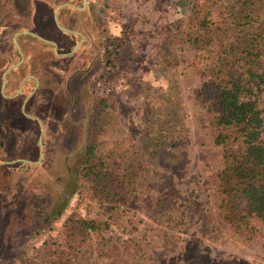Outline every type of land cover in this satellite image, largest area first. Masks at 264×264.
<instances>
[{"label":"rangeland","instance_id":"1","mask_svg":"<svg viewBox=\"0 0 264 264\" xmlns=\"http://www.w3.org/2000/svg\"><path fill=\"white\" fill-rule=\"evenodd\" d=\"M191 1L87 0L88 9L78 22L89 35L82 50L88 60L82 68L89 65V73H76L70 83L77 60H56L64 68L62 82L47 87L48 98L43 96L39 106L29 110L30 115L45 119L43 144L56 153L61 146L59 157L47 151L45 160L38 161L41 133L22 134L28 120L15 109L18 139L13 143L18 144L14 153L1 158L25 155L33 165H15L13 172L1 167L0 261L33 246L52 249L55 240L60 242L62 224L30 235L24 219L28 211L55 208L54 201H60L63 192L66 198L74 193L86 149V126L97 110L96 102L105 99L97 153L119 175L125 198L110 209L113 203H101L89 188L76 194L66 216L102 219L109 227L90 236L83 257L73 264L122 260L126 264H264V226L255 223V237L247 238L220 216L215 174L222 167L221 149L214 145L206 109L197 97L201 77L194 67L195 51L175 43L171 35ZM26 2L1 1V51L11 49L15 36V30L2 25L23 22L20 15L29 11ZM259 104L264 107V92ZM56 131L60 142L54 140ZM168 131L180 133L182 141L159 150ZM169 198L174 205L164 217L166 211L160 212L158 205Z\"/></svg>","mask_w":264,"mask_h":264},{"label":"trees","instance_id":"2","mask_svg":"<svg viewBox=\"0 0 264 264\" xmlns=\"http://www.w3.org/2000/svg\"><path fill=\"white\" fill-rule=\"evenodd\" d=\"M184 9L188 13L174 23L171 35L175 43L195 51L194 67L201 77L197 97L206 109L214 145L221 149L222 167L215 174L220 216L239 235L255 237V223L264 226V107L259 104L264 92V0L233 4L229 0H194ZM106 102L98 100L97 110L88 120L86 149L74 193L66 198L63 192L61 200L54 201L55 208L49 206L48 211L36 214L28 211L24 219L30 235L62 224L60 242L55 240L52 249H24L17 253L23 255L21 259L15 255L0 264H73L83 257L90 236L109 227L102 219L66 216L76 194L87 188L101 203H113L110 209L125 198L119 175L97 153ZM181 138L180 133L168 131L166 143L160 139L159 150L177 147ZM182 161L174 164L180 166ZM173 205L169 198L158 207L160 212L166 211V217ZM120 264L126 263L122 260Z\"/></svg>","mask_w":264,"mask_h":264},{"label":"flooded vegetation","instance_id":"3","mask_svg":"<svg viewBox=\"0 0 264 264\" xmlns=\"http://www.w3.org/2000/svg\"><path fill=\"white\" fill-rule=\"evenodd\" d=\"M58 1L27 0L28 14L20 15L22 17L20 20L24 21L6 23L1 27L2 29L15 30V36L11 49L0 50V170L3 169L1 167H4L9 172H13L16 168L15 165L28 167L33 165L30 160L25 159V155L4 160V157H9L14 153L18 144L17 141L15 145L13 143L16 138L18 139L14 133L15 130H18L15 128L17 124L15 109L21 110L19 114L21 113L28 120L23 124L22 134L35 133L36 130L41 133L37 144L39 148L38 161L45 160L47 151L54 157H59L58 155L62 152L61 146L56 153L50 149L47 150L46 144L45 146L43 144L47 131L43 122L45 119L41 117L38 119L30 115L29 110H35L43 96L48 98L46 94H50V91H47V87L53 88V85H59L62 82L64 68L57 66L56 60L60 62L63 59L66 61L77 60L75 67L72 68L73 75L69 77V79L72 78L70 83L76 73L79 72L80 75L85 76L90 71L89 65L86 69L82 68V65L88 62L82 50L86 46V38L89 35L82 24L78 22L80 15L88 9V2L82 0V4L79 6L75 0H64L60 3ZM5 34L9 35L6 32ZM80 52L82 55L79 57ZM37 55H41L40 58ZM44 55H48L49 58L43 59ZM52 56L55 59H52ZM80 60L81 66L78 65ZM69 85L67 81L68 93ZM42 106L45 105H40V107ZM53 136H55V141L60 142V133L56 131ZM25 145L29 147L27 144ZM67 157L69 158V156ZM67 157L64 158L66 162Z\"/></svg>","mask_w":264,"mask_h":264}]
</instances>
